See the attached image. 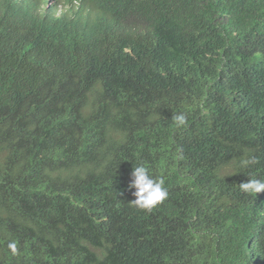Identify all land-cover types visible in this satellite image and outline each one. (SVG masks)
Returning <instances> with one entry per match:
<instances>
[{
	"label": "trees",
	"instance_id": "trees-1",
	"mask_svg": "<svg viewBox=\"0 0 264 264\" xmlns=\"http://www.w3.org/2000/svg\"><path fill=\"white\" fill-rule=\"evenodd\" d=\"M73 1L0 28V264H264V0Z\"/></svg>",
	"mask_w": 264,
	"mask_h": 264
},
{
	"label": "clouds",
	"instance_id": "clouds-1",
	"mask_svg": "<svg viewBox=\"0 0 264 264\" xmlns=\"http://www.w3.org/2000/svg\"><path fill=\"white\" fill-rule=\"evenodd\" d=\"M18 9V13L10 10L0 11V28L18 24L22 18L29 21L35 19L42 31L51 36L59 30L64 31L67 20L84 18L88 11L80 9L73 0H11ZM16 9V10H17ZM8 34V33H7ZM10 37L6 38L7 48H20L22 44H12L18 39H25V36L18 32H13ZM26 40V39H25ZM9 43V44H8ZM5 61L4 56L0 52V68ZM183 114H177L174 120L178 124L185 122ZM255 157H251L242 161L243 167L255 164ZM240 189L247 194L255 195L264 191V179L251 178L239 185ZM128 188L134 189L132 195L135 199L131 205L142 211H152L168 198V191L164 187L162 178L154 177L149 167L143 162L136 163L130 173V182Z\"/></svg>",
	"mask_w": 264,
	"mask_h": 264
}]
</instances>
